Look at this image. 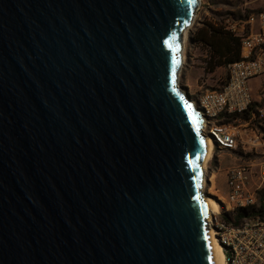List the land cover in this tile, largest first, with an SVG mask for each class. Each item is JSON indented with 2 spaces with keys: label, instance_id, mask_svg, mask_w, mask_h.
Returning a JSON list of instances; mask_svg holds the SVG:
<instances>
[{
  "label": "water",
  "instance_id": "water-1",
  "mask_svg": "<svg viewBox=\"0 0 264 264\" xmlns=\"http://www.w3.org/2000/svg\"><path fill=\"white\" fill-rule=\"evenodd\" d=\"M198 6L0 0V264H216Z\"/></svg>",
  "mask_w": 264,
  "mask_h": 264
},
{
  "label": "built area",
  "instance_id": "built-area-1",
  "mask_svg": "<svg viewBox=\"0 0 264 264\" xmlns=\"http://www.w3.org/2000/svg\"><path fill=\"white\" fill-rule=\"evenodd\" d=\"M223 27L241 39V59L228 66L229 77L221 89L205 91L194 103L205 119L203 132L208 129L214 145L233 151L241 147L244 151L264 142V11L242 19L230 16ZM254 80H260L262 95L255 110L251 85ZM246 113L249 118L243 120L241 116ZM231 116L238 118L222 122ZM227 188L223 213L256 206L264 191V166L257 172H253L251 165L232 167L227 173ZM222 216L213 215L209 226L216 232L225 263L264 264V210L244 218L238 225L226 223Z\"/></svg>",
  "mask_w": 264,
  "mask_h": 264
},
{
  "label": "rangeland",
  "instance_id": "rangeland-1",
  "mask_svg": "<svg viewBox=\"0 0 264 264\" xmlns=\"http://www.w3.org/2000/svg\"><path fill=\"white\" fill-rule=\"evenodd\" d=\"M264 11V0H199V6L196 9L194 21L183 35V63L179 71L178 85L180 90L194 101L207 90H219L226 83L229 77L228 67H220L213 73H206L209 49L203 47L195 41L198 31L206 24H212L216 27H223L228 17L237 19L247 17L252 13ZM254 89V108L262 102L260 93V80H254L251 83ZM234 122L229 117L222 119ZM208 134V129L206 128ZM264 141V132H263ZM262 141V142H263ZM251 165L253 172L260 170L264 166V142L262 145H256L255 148L242 150L220 149L213 145L211 157L206 163V175L203 182V192L208 198L214 199L219 205L217 213L224 212L223 199L228 190L227 173L235 166ZM256 209L264 205V191L260 193Z\"/></svg>",
  "mask_w": 264,
  "mask_h": 264
},
{
  "label": "trees",
  "instance_id": "trees-1",
  "mask_svg": "<svg viewBox=\"0 0 264 264\" xmlns=\"http://www.w3.org/2000/svg\"><path fill=\"white\" fill-rule=\"evenodd\" d=\"M195 41L209 49L210 59L207 61L206 73H213L220 67H228L230 64L241 59L240 48L241 39L226 31L224 27H216L212 24H206L195 36ZM255 110V108H252ZM231 120L237 119V116H231ZM243 120L249 118V113L241 116ZM230 121V120H228ZM264 210L262 205L260 209L251 207L249 209H238L234 213H223V220L226 223L238 225L244 218L259 214Z\"/></svg>",
  "mask_w": 264,
  "mask_h": 264
},
{
  "label": "bare ground",
  "instance_id": "bare-ground-1",
  "mask_svg": "<svg viewBox=\"0 0 264 264\" xmlns=\"http://www.w3.org/2000/svg\"><path fill=\"white\" fill-rule=\"evenodd\" d=\"M185 32H187V30ZM206 140H207V155H206V158L204 161V166H203L204 171H205V175H206V163L209 160V158L211 157L213 145H214L213 140L209 136H207ZM204 197L206 198V201L209 204L211 214L212 215L217 214V212L219 211V205L217 204V202L212 198H208L206 196H204ZM209 219H211V217ZM211 230H213V236H214L216 264H226L225 263V255H224L223 249H222V247L218 241V238L216 236V232L214 229H211Z\"/></svg>",
  "mask_w": 264,
  "mask_h": 264
}]
</instances>
